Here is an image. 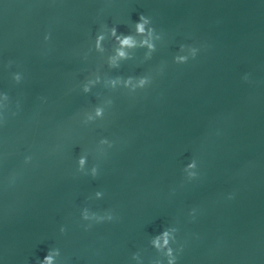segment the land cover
Wrapping results in <instances>:
<instances>
[{
	"label": "water",
	"instance_id": "obj_1",
	"mask_svg": "<svg viewBox=\"0 0 264 264\" xmlns=\"http://www.w3.org/2000/svg\"><path fill=\"white\" fill-rule=\"evenodd\" d=\"M168 247L264 264V0H0V264H168Z\"/></svg>",
	"mask_w": 264,
	"mask_h": 264
},
{
	"label": "clouds",
	"instance_id": "obj_2",
	"mask_svg": "<svg viewBox=\"0 0 264 264\" xmlns=\"http://www.w3.org/2000/svg\"><path fill=\"white\" fill-rule=\"evenodd\" d=\"M149 23V20L148 18L145 17V15L141 14L140 17H139V22L136 23V31L137 33H144L145 32V25ZM112 33L113 35L116 34V29L113 28L112 29ZM45 40H48L50 39V36L49 35H45L44 37ZM100 39H103V37H98V41L97 43L99 44V40ZM117 40H119L120 42V45H121V48L117 50V54L119 57L121 58H125L126 57V53L121 50L125 47H133L135 45V41L134 39L130 36V35H126V36H123V38L121 37H117ZM147 43V42H145ZM149 48H152V45L149 44L148 45ZM180 61H183V62H186V58L185 57H179L178 58ZM244 79H247V76L244 77ZM14 80L17 82V83H20L21 80H22V76L20 74H16L14 76ZM117 81H112L113 85H115ZM127 83H131V78H129V80L127 81ZM146 83V80L141 78L140 81H139V85L141 87H143ZM84 93H88L90 91V89L85 86L84 89H83ZM4 96H5V99H9V96L7 93H4ZM16 113H12V115H15ZM95 114L96 116H101L103 113H102V109H100L99 107H97L95 109ZM89 120H92L93 117L92 116H89L88 117ZM102 143H106L107 140H102L101 141ZM31 160V157H26L25 158V162L28 163L29 161ZM86 160H87V157L84 156V155H81L78 157V160H77V169L78 170H81L83 169L85 163H86ZM195 167V161H192L190 162L188 165H187V168H194ZM189 175H191L193 178H195L196 176V173H189ZM97 176V168L94 166L92 168V177L95 178ZM95 195L97 197H100L102 195L101 191H96ZM231 198V197H229ZM195 211V210H193ZM81 216H82V219L83 220H93L97 223H101V222H104V221H113L114 219H116L117 217L114 216L113 212L111 210H109L107 212L106 215H99L98 213L96 212H92L91 214L89 213V210L87 208H84L82 213H81ZM90 226V225H89ZM61 233H64L66 231V229L64 227H61L60 229ZM169 230L168 229H163L159 234L155 235L152 239V244L153 246H155L156 248H159L161 246V240H163V244L165 246H167L169 244ZM181 251H182V248H181ZM167 255L169 256V260H168V264H177V256L173 254V250L171 247H168L167 249ZM60 256V250L58 248H51V249H48L47 251V254L44 256V258L42 260H39L38 261V264H55V258Z\"/></svg>",
	"mask_w": 264,
	"mask_h": 264
}]
</instances>
